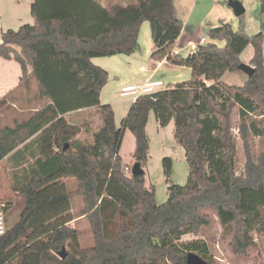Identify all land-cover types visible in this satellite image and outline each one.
<instances>
[{
    "label": "trees",
    "instance_id": "trees-1",
    "mask_svg": "<svg viewBox=\"0 0 264 264\" xmlns=\"http://www.w3.org/2000/svg\"><path fill=\"white\" fill-rule=\"evenodd\" d=\"M259 11L261 30L252 36L242 13L237 30L228 22L210 27L205 43L181 55L172 52L182 30L173 0L108 5L31 0L33 23L2 31L0 59L19 65L21 83L33 77L34 98L48 103L21 122L0 125V161L18 154L17 147L30 138L39 148L15 175L13 190L23 206L0 236V264H186L189 252L211 264L206 241H180L210 225L205 210L215 212L232 251L246 255L255 245L254 234L264 236V0H259ZM143 21L155 42L151 57L189 67L191 78L138 95L117 127L111 104L100 99L108 72L92 58L134 53ZM247 45L253 48L252 74L243 85L222 81L224 73L239 71ZM8 96L0 97V115ZM89 107L98 111L101 123L87 142L77 137L79 125L70 124L64 114ZM151 112L160 126L173 120V135L188 167L186 182L173 183L172 158H162L173 195L163 203L156 201L154 184L146 183L145 174H132L119 154L128 129L135 141L133 160L144 168ZM251 135L261 138L257 155L250 149ZM238 138L246 159L239 174ZM67 178L75 180L74 189L67 187ZM75 194L82 197L81 215L91 224L90 247L80 245L78 230L70 225ZM5 208L0 204V212Z\"/></svg>",
    "mask_w": 264,
    "mask_h": 264
},
{
    "label": "rangeland",
    "instance_id": "rangeland-1",
    "mask_svg": "<svg viewBox=\"0 0 264 264\" xmlns=\"http://www.w3.org/2000/svg\"><path fill=\"white\" fill-rule=\"evenodd\" d=\"M10 1L11 0H0V6L2 8L1 18L3 20L1 26L3 31L7 29V26H9L8 28L15 30L18 29L19 26L13 25L14 23L12 21L13 17L11 16L12 7L10 6ZM124 1L128 2L129 0ZM238 1L243 4L245 9L243 14L245 31L249 36H252L261 30L259 0ZM227 2L228 0H221L220 2L215 3L212 11H210L211 2L210 0H207L201 10V12L203 10H209V14L206 16L204 23L201 24L200 22L203 12L201 15L194 17L196 18V21L192 32L196 34L198 39L203 36L206 42L208 38L207 31L209 26H212L215 22L219 24L228 22L234 30L239 28V18L235 17L234 14H226L230 12ZM221 6L224 7L223 9L226 13L224 12L220 20L215 21L214 17L215 15H219L218 8L220 9ZM19 15H22L25 18L21 24L32 22V16L29 8L27 9V12H21ZM225 18H228L227 21H223ZM262 31L264 33V28ZM217 43L219 46L224 44L223 41H219ZM154 48L155 42L151 36L149 23L147 21H143L139 31L138 49L134 52V54L131 56H106L93 59V62L96 65L101 66L108 72L107 82L101 91V102L110 103L112 105L115 114V124L117 127L121 126V120L126 115V112L133 101L130 95L121 96L119 94L120 88L121 86L127 84H140L147 78L146 76L149 75L147 68H152L155 65V61H153V58L151 57V53ZM4 62L5 61L0 59V91L5 89L14 77L13 69L11 68L12 65L6 63H12L18 67V65L13 62ZM152 77L154 79H161L163 83L167 85L190 79L191 70L187 66L167 65L164 63L156 69ZM243 78L245 79L246 75L239 70L228 72L225 75L224 80L228 83L240 84ZM18 91L13 94H9V103L1 110L0 122L10 123L9 125H13L16 121L21 122L33 113L30 109L31 105L36 106L33 96L34 88L30 87L28 91H26V96L24 98L21 97L20 99L15 96ZM11 103L15 104L16 107L12 106ZM69 120L70 122L68 120L67 121L70 124L79 125L80 132L77 137L87 142L91 141L92 132L98 128L100 125L99 123L101 122L96 109L88 111L84 110L72 115L70 114ZM237 121L238 115L235 113L233 115V122L235 123ZM173 126V120L169 121V123L165 126H160L155 119L153 112L149 114L146 125V131L149 138V156L148 161L144 166L145 179L147 184H154L157 203L165 202L169 196L166 178L162 172L163 157L169 156L173 160L170 176L171 182L184 184L187 179L188 167L184 156V149L174 138ZM232 133L238 137V130L236 127L232 129ZM249 143L252 153L257 155L262 149L261 138L251 135L249 137ZM134 145V136L128 129H126L121 139L119 154L124 164H126L129 168H131L134 163ZM17 150L19 151L18 154H10L0 162V204H4L6 206L5 211H3V215L7 228L12 226L17 220L19 212L23 206V201L18 193L13 190V185L16 180L15 175L22 173V170L27 166V161H32L33 157L39 153L35 137L30 138L26 143L20 144L17 147ZM235 158L236 173H242L246 159L242 141L239 138L237 140ZM65 182L69 189L75 188L76 183L73 178H67L65 179ZM82 207V197L77 194L72 195L70 201V214L73 219L70 221V225L78 230L80 245L82 247H90L94 243L93 232L88 218L81 215ZM205 211L211 219L210 225L204 227L202 233L200 235L198 234V236L193 234L182 236L180 239L182 243H186L195 238H200L206 241L210 253V258L208 257V259L211 264H264V236L254 234L255 245L248 249L247 254H236L232 251V248L228 243L227 235L223 233L222 226L215 212L212 210Z\"/></svg>",
    "mask_w": 264,
    "mask_h": 264
},
{
    "label": "crops",
    "instance_id": "crops-1",
    "mask_svg": "<svg viewBox=\"0 0 264 264\" xmlns=\"http://www.w3.org/2000/svg\"><path fill=\"white\" fill-rule=\"evenodd\" d=\"M99 1H100V3L102 5L115 4V3H120V4H126L127 3L124 0H121V1H118V0H99ZM220 1L221 0H210V2H211L210 11H212V8L215 6V3L220 2ZM206 2H207V0H173L174 6H175V9H176V15L180 19V21L182 22V30H181L179 36L177 37V39L174 42V48L181 49L180 50V54L181 55H186L189 52V47L186 46V44H187L186 42L188 40H197L198 39L196 37V34H194L192 32L193 31L192 29H194V27H195L194 25H195V21H196V18H194V17H197L198 15H201V13L203 12L202 17L200 18V22H201V24L204 23V20L206 19V16L209 14V10L208 11L207 10H205V11L203 10L202 12H201V10L203 9L204 4ZM10 3H11L10 6L12 7L11 8L12 9V15L11 16L13 17V19H12V21L14 23L13 25L14 26H16V25H19L20 26V25L24 24V23L21 24V22L24 21L25 18H24V16L19 15V13H21V12H27V9L28 8L30 9L31 0H11ZM227 6L230 9V12L227 11L229 13H226L225 10L223 9L224 7L221 6L220 9L218 8V12H219L218 14L219 15H215V17H214L215 21L220 20L222 18V16H223L224 12L226 14H228V15L229 14H231V15L234 14L232 8L228 5V2H227ZM244 12H245V9H244ZM234 16L235 17H238L235 14H234ZM1 17H2V8L0 6V33L3 31L2 30V26H1L2 23H3V20H2ZM214 19H212V20H214ZM227 19L228 18H225V20H223V21H227ZM31 23H33V17H32V22ZM217 24H219V23H216L215 22V24H212V26H209V28L210 27L217 26ZM14 26H12V27H14ZM8 27L9 26H7V29H8ZM138 39H139V36H138ZM132 54H134V53H132ZM132 54H130V55L116 54V55H112V56H121V55L131 56ZM252 54H253V48H252V46L251 45H247L244 48V50L241 52V54H240L239 57H240V59H241L242 62L249 63V60L252 57ZM263 56H264V41H263ZM95 58H99V57H93L92 58V61ZM3 61H5V62H13V63L17 64L14 61H7V60H3ZM153 61H156V60L153 59ZM6 64H11L13 66V67L11 66V68L13 69L14 77L10 81V83L6 86V88L3 89L2 91H0V97L4 96L6 94L7 95L13 94L14 92H16V91L19 90L15 96H17L18 99H20L21 97L24 98L26 96V91H28V89L30 87H33L34 88V95H35L36 90H37V84H36L35 79L33 77H31L29 79V83L28 84L21 83L19 81V77H20V74H21L19 65L17 64L18 65V67H17L16 65H14L12 63H6ZM165 64H167V65H173V64H170L168 62L165 63ZM153 67L152 68H147V70L149 71V75L146 76V77H149L150 75H152L151 74L152 73L151 70L153 69ZM154 73H153V75H154ZM227 73L228 72L224 73V75L221 78L222 81H224V82H226L224 79H225V75ZM132 79H134V78H132ZM246 79H247V75H246V78L245 79L244 78L242 79V82H240V84H234V83H228V82H226V83H228V84H234V85H243V83L246 81ZM100 99H101V92H100ZM34 103H35L36 106H32L31 105V109L30 110L32 112L33 111H36L39 108H41L42 106H44L46 103H48V100H38V99H35L34 98ZM40 103H42V104H40ZM11 104H12V106H15L16 107L15 104H13V103H11ZM84 110H86V111H88V110H95V108L89 107V108H82V109H78V110L69 111V112L65 113L64 116L70 122V120H69V115L70 114L72 115V114H75L77 112L84 111ZM6 124L9 125L10 123H2V122H0V125H6ZM184 156H185V153H184ZM143 169L145 171V167ZM155 198H156V194H155Z\"/></svg>",
    "mask_w": 264,
    "mask_h": 264
},
{
    "label": "built area",
    "instance_id": "built-area-1",
    "mask_svg": "<svg viewBox=\"0 0 264 264\" xmlns=\"http://www.w3.org/2000/svg\"><path fill=\"white\" fill-rule=\"evenodd\" d=\"M205 42V38L203 36L199 37L198 40H188L186 43V46L189 47V51L194 50L197 45L199 44H203ZM180 50L178 48H174L172 50V52L174 54H180ZM167 63L166 58L160 59V60H156L155 61V66L153 67L152 71V75H150L149 77H147L142 83L140 84H127V85H123L120 88V92L119 94L121 96H131L132 100H134L138 95L140 94H148V93H153L159 89H162L165 84L163 83V81L161 79H154L153 73L155 72V70L161 66L162 64ZM129 169L126 168V171H128ZM6 224H5V219H4V215L3 212H0V236H2L5 233L6 230Z\"/></svg>",
    "mask_w": 264,
    "mask_h": 264
},
{
    "label": "water",
    "instance_id": "water-1",
    "mask_svg": "<svg viewBox=\"0 0 264 264\" xmlns=\"http://www.w3.org/2000/svg\"><path fill=\"white\" fill-rule=\"evenodd\" d=\"M228 5L232 8L234 14L239 16L244 13V7L242 3L238 0H228ZM238 69L245 73L247 76H250L253 72V68L246 62H241L238 65ZM130 172L132 174H145L144 169L140 166L138 162H134L132 167L130 168ZM173 195L170 194L169 198H172ZM64 249L61 251V256H64ZM186 264H206L205 261L199 257L197 254L193 252H189L186 255Z\"/></svg>",
    "mask_w": 264,
    "mask_h": 264
}]
</instances>
